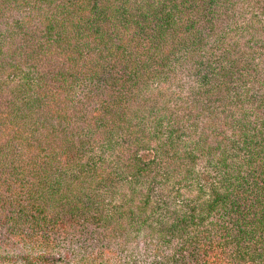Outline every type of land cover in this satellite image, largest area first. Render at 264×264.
<instances>
[{"label": "trees", "instance_id": "16d2710c", "mask_svg": "<svg viewBox=\"0 0 264 264\" xmlns=\"http://www.w3.org/2000/svg\"><path fill=\"white\" fill-rule=\"evenodd\" d=\"M74 240L264 264V0H0V247Z\"/></svg>", "mask_w": 264, "mask_h": 264}, {"label": "rangeland", "instance_id": "374dc122", "mask_svg": "<svg viewBox=\"0 0 264 264\" xmlns=\"http://www.w3.org/2000/svg\"><path fill=\"white\" fill-rule=\"evenodd\" d=\"M137 157L139 158L140 161L144 162V163H149L150 161H152L153 159V150L151 148H144V149H140L139 151H137ZM200 179H202V181L205 183V181H208V178L206 175H201ZM164 195V200H167V209L169 212H173V213H177L180 208V206L178 207V204L181 202L182 198L181 197H176V198H167V194H168V189H166L165 191H162V193ZM157 196L158 199H161L163 197H161L160 194L157 193V191H155L153 189L152 191V201H150V205H154L156 208L160 207V203L158 202L159 200H157ZM119 208V207H117ZM163 210V207H162ZM84 238V237H83ZM90 238H94V236L90 237ZM143 236L142 235H138L135 239H132L131 236H129L127 238L128 242L127 245L128 247H130L132 249V242L135 241L138 245H141L143 243H145V240L140 241ZM94 241H90L88 244H94ZM117 240H115L113 242L112 245H110V248H112L114 252H117L118 249H114L115 248V244H116ZM75 244H76V240H74L73 244L68 245L66 243H55V248L50 249V248H43V245H39L41 248L40 249H29L28 247H24V250L28 251V253L31 254H39L41 253V251H45L46 253H50L52 255H61L62 253H71V261L74 264H100L99 262H97L96 260H94L93 258L88 257L87 255L83 254V253H78L75 251ZM21 247L18 244H14L13 246H9V248H2L0 247V264H2L3 262V258L4 259H12V264H32L30 262H25L22 261V263H19V257H21V255L19 254V250ZM112 253H108V255H110ZM121 255L124 256L123 259L116 261L115 259H110L108 260V262H104L103 264H148L149 259L148 258H144V257H140L137 256L135 258L130 257L129 259H127V254L125 253H121ZM107 257V256H106ZM104 257L102 259V261L106 258ZM145 259V261L143 262L142 259ZM19 260V261H18ZM92 261V262H91ZM24 262V263H23ZM7 264V263H6ZM246 264V263H245Z\"/></svg>", "mask_w": 264, "mask_h": 264}]
</instances>
